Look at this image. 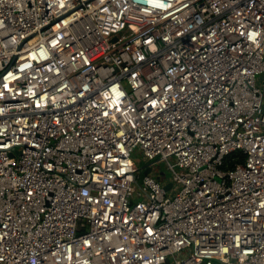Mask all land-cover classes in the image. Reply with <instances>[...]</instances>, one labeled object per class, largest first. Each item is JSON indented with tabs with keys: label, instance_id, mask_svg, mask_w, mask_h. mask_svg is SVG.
Masks as SVG:
<instances>
[{
	"label": "built area",
	"instance_id": "1",
	"mask_svg": "<svg viewBox=\"0 0 264 264\" xmlns=\"http://www.w3.org/2000/svg\"><path fill=\"white\" fill-rule=\"evenodd\" d=\"M0 264H264V0H0Z\"/></svg>",
	"mask_w": 264,
	"mask_h": 264
},
{
	"label": "rangeland",
	"instance_id": "2",
	"mask_svg": "<svg viewBox=\"0 0 264 264\" xmlns=\"http://www.w3.org/2000/svg\"><path fill=\"white\" fill-rule=\"evenodd\" d=\"M134 158H136V160H138V163L140 165L144 164V161L141 159L142 157L139 153L136 152L134 154ZM171 161L175 162V159L171 158ZM152 173L161 182H164V181L169 180V179H173V177H174L173 173L168 169L166 162L159 160V159L154 161Z\"/></svg>",
	"mask_w": 264,
	"mask_h": 264
},
{
	"label": "trees",
	"instance_id": "3",
	"mask_svg": "<svg viewBox=\"0 0 264 264\" xmlns=\"http://www.w3.org/2000/svg\"><path fill=\"white\" fill-rule=\"evenodd\" d=\"M235 162H244V156L239 152L233 153L231 156H229L226 166L231 167Z\"/></svg>",
	"mask_w": 264,
	"mask_h": 264
},
{
	"label": "water",
	"instance_id": "4",
	"mask_svg": "<svg viewBox=\"0 0 264 264\" xmlns=\"http://www.w3.org/2000/svg\"><path fill=\"white\" fill-rule=\"evenodd\" d=\"M151 171H152V168L151 167H148V168H146L144 170V172L141 175L140 183H142L144 176L147 175V174H149ZM171 186H172V183H168L167 185H165V189L166 190H170Z\"/></svg>",
	"mask_w": 264,
	"mask_h": 264
}]
</instances>
